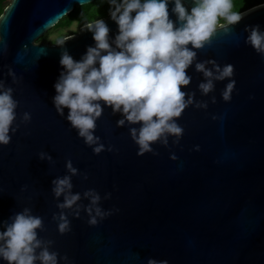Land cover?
<instances>
[{"label": "water", "instance_id": "95a60500", "mask_svg": "<svg viewBox=\"0 0 264 264\" xmlns=\"http://www.w3.org/2000/svg\"><path fill=\"white\" fill-rule=\"evenodd\" d=\"M93 1L10 0L0 15V80L19 102L16 131L8 145H0V229L29 208L42 217L38 238L53 242L48 247L59 253V264H148L149 258L168 264H264V57L245 43L246 25L264 28V3L239 12L244 16L238 24L218 27L209 43L194 49L197 57L186 70L191 82L181 86L195 94L193 105L177 118L183 136L179 144L171 135L167 145L154 142L158 155L141 156L130 134L139 124L117 126L123 117L111 107L103 106L96 121L104 150L95 154L70 126L68 110L62 116L52 103L62 52L79 61L95 41L85 24L64 37L63 45L36 39L76 6ZM184 3L192 6V0ZM102 19L114 39L117 24L109 14ZM204 61L234 65V76L215 80L207 95L199 89L206 78L195 69ZM229 79L236 85L225 102ZM197 102H207V108H197ZM25 112L30 122L23 121ZM41 152L52 159H41ZM69 159L75 175L66 168ZM65 175L71 176L72 193L81 196L78 217L76 205L58 208L64 196L52 192V180ZM89 189L100 194L102 210L112 211L95 226L86 211ZM61 212L71 222L63 235L53 219Z\"/></svg>", "mask_w": 264, "mask_h": 264}, {"label": "clouds", "instance_id": "9594fccd", "mask_svg": "<svg viewBox=\"0 0 264 264\" xmlns=\"http://www.w3.org/2000/svg\"><path fill=\"white\" fill-rule=\"evenodd\" d=\"M107 3L110 18L118 26V34L110 40L109 26L102 18L86 22L85 28L92 33L95 44L87 47L79 61L67 51L62 52L59 61L62 70L54 84L56 94L52 103L62 116L65 109L68 110L66 119L70 126L77 130L85 144L93 146L95 154L104 150L100 138L95 135V128L106 105L114 114H122L117 126H124L126 121L139 124V128L130 129L138 146L137 155L148 152L158 155L152 148L154 142L167 145L171 135L175 137L173 143L179 144L183 136L184 128L177 118L193 105L195 94L182 91L181 86L191 82L186 70L197 57L194 49L209 43L218 27L228 29L238 24L244 15L233 11V0H192L190 8L185 6L184 0H107ZM170 5L175 20L170 18ZM245 31L248 33L245 43L264 57V28L259 24L246 25ZM64 43L65 39H62L57 44ZM207 63H212L213 68H207ZM195 69L206 78L199 84L204 95L214 90L215 80L234 76V65L230 63L221 67L214 61L197 62ZM9 74L14 75L11 69ZM235 85V79H229L222 92L225 102L231 101ZM212 102L215 103V97ZM18 104L13 89L5 88L0 80V145H8L11 134L16 131L13 125ZM195 106L207 108V102H197ZM23 121H31L29 112L23 114ZM195 150L199 151V145ZM39 155L41 159H52L43 152ZM170 158L177 159L175 154ZM66 168L72 175L78 171L70 159L66 161ZM52 185L55 197L64 196L58 208L76 205L78 217L80 206L77 201L81 196L72 193L71 176L57 177L52 180ZM84 196L90 198L86 208L89 225L95 226L112 214L111 210L104 211L99 206L101 196L95 189H89ZM105 198H111V193H106ZM9 219L11 223L5 221L0 229V260L7 264H36L37 261L59 264V253L48 247L53 242L45 243L38 238L37 229L43 227L42 217L32 215L31 210L25 208ZM53 219L59 221L60 234L71 231V222L64 212L58 217L54 214ZM63 259L68 260V256ZM148 264H168V261L149 258Z\"/></svg>", "mask_w": 264, "mask_h": 264}, {"label": "trees", "instance_id": "16d2710c", "mask_svg": "<svg viewBox=\"0 0 264 264\" xmlns=\"http://www.w3.org/2000/svg\"><path fill=\"white\" fill-rule=\"evenodd\" d=\"M9 2L10 0H0V15ZM261 3H264V0H233V11L241 12ZM109 7L107 0H94L88 4L78 5L71 12L63 16L53 28L62 30L71 26L74 22L80 27L86 24V22L107 16L109 14ZM63 36V33L59 34L53 40V43ZM39 39V41H45V36H41Z\"/></svg>", "mask_w": 264, "mask_h": 264}, {"label": "rangeland", "instance_id": "374dc122", "mask_svg": "<svg viewBox=\"0 0 264 264\" xmlns=\"http://www.w3.org/2000/svg\"><path fill=\"white\" fill-rule=\"evenodd\" d=\"M81 27V26H80ZM78 25L74 22L71 26L64 28L62 30L59 29H55L53 27H51L50 29H48L42 36H45V41L49 42V43H53V40L61 33H63V37H61L59 40H57L56 42H59L61 39H63L64 37L71 35L73 33H76L79 31ZM39 38L36 39L37 42H39Z\"/></svg>", "mask_w": 264, "mask_h": 264}]
</instances>
